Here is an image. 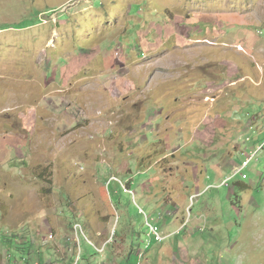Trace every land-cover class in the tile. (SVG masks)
Here are the masks:
<instances>
[{"label": "rangeland", "instance_id": "rangeland-1", "mask_svg": "<svg viewBox=\"0 0 264 264\" xmlns=\"http://www.w3.org/2000/svg\"><path fill=\"white\" fill-rule=\"evenodd\" d=\"M0 264H264V0H0Z\"/></svg>", "mask_w": 264, "mask_h": 264}, {"label": "built area", "instance_id": "built-area-1", "mask_svg": "<svg viewBox=\"0 0 264 264\" xmlns=\"http://www.w3.org/2000/svg\"><path fill=\"white\" fill-rule=\"evenodd\" d=\"M151 233L154 236V238L157 239L156 241H162L163 240L159 237L157 228L151 227ZM103 251H104V248H103Z\"/></svg>", "mask_w": 264, "mask_h": 264}, {"label": "trees", "instance_id": "trees-1", "mask_svg": "<svg viewBox=\"0 0 264 264\" xmlns=\"http://www.w3.org/2000/svg\"><path fill=\"white\" fill-rule=\"evenodd\" d=\"M105 199H106L105 202H106V204L108 205L111 214H113V216H114V212H113V209H112V207H111V205H110V203H109V200H108L107 195H105Z\"/></svg>", "mask_w": 264, "mask_h": 264}]
</instances>
